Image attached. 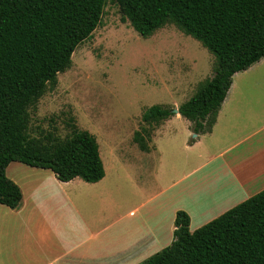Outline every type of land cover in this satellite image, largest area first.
<instances>
[{
    "label": "trees",
    "instance_id": "16d2710c",
    "mask_svg": "<svg viewBox=\"0 0 264 264\" xmlns=\"http://www.w3.org/2000/svg\"><path fill=\"white\" fill-rule=\"evenodd\" d=\"M108 0H0V205L17 209L22 191L6 170L12 162L51 170L61 182H101L105 166L97 138L74 128L61 139L31 133V110L75 51L102 23ZM122 20L144 39L167 25L199 41L216 58L214 76L179 109L196 135L211 133L236 73L264 58V0H112ZM174 109L153 106L143 115L151 127ZM150 151L151 131L134 138ZM179 211L173 243L142 264H264V191L207 225L190 231Z\"/></svg>",
    "mask_w": 264,
    "mask_h": 264
},
{
    "label": "rangeland",
    "instance_id": "374dc122",
    "mask_svg": "<svg viewBox=\"0 0 264 264\" xmlns=\"http://www.w3.org/2000/svg\"><path fill=\"white\" fill-rule=\"evenodd\" d=\"M72 61L71 68L58 76L57 86L49 88L31 110V133L65 139L76 128L97 138L106 170L103 185L115 191L122 212L149 203L152 233L164 238L161 249H152L153 245L146 253L153 256L173 243L177 211L193 206L177 188L165 193L162 189L191 169L188 162L201 146L185 150L196 135L185 118L173 113L170 121L151 127L143 122V115L156 105L178 110L214 76L216 58L175 25L142 38L108 0L102 23ZM143 129L151 131L155 149L150 153L142 152L134 140ZM204 143L210 152L217 149L214 138L206 137ZM143 215L145 211L137 214V222L151 226L148 215ZM199 225L194 221L191 231ZM149 241L145 244L151 245ZM142 258L135 264L148 257Z\"/></svg>",
    "mask_w": 264,
    "mask_h": 264
},
{
    "label": "crops",
    "instance_id": "0c3cea01",
    "mask_svg": "<svg viewBox=\"0 0 264 264\" xmlns=\"http://www.w3.org/2000/svg\"><path fill=\"white\" fill-rule=\"evenodd\" d=\"M206 137L214 138L215 151ZM149 146L144 153L155 149ZM197 147L191 169L162 189L191 198L192 208L184 209L190 231L194 221L207 225L264 191V58L234 75L212 132L197 135L185 150ZM6 175L23 197L17 209L0 205V264H135L152 257L146 253L153 245L161 249L164 238L153 234L149 203L122 212L115 191L103 185L106 176L95 184L61 182L51 170L20 162ZM141 211L151 226L137 222Z\"/></svg>",
    "mask_w": 264,
    "mask_h": 264
},
{
    "label": "water",
    "instance_id": "95a60500",
    "mask_svg": "<svg viewBox=\"0 0 264 264\" xmlns=\"http://www.w3.org/2000/svg\"><path fill=\"white\" fill-rule=\"evenodd\" d=\"M173 113H174V114H179V111L175 109V110L173 111ZM195 137H197V135H195Z\"/></svg>",
    "mask_w": 264,
    "mask_h": 264
}]
</instances>
